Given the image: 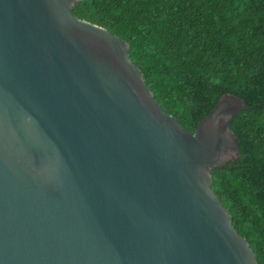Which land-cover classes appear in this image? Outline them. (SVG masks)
<instances>
[{
    "label": "water",
    "instance_id": "1",
    "mask_svg": "<svg viewBox=\"0 0 264 264\" xmlns=\"http://www.w3.org/2000/svg\"><path fill=\"white\" fill-rule=\"evenodd\" d=\"M80 1L0 0V264H256L210 186L264 104L190 133Z\"/></svg>",
    "mask_w": 264,
    "mask_h": 264
},
{
    "label": "trees",
    "instance_id": "2",
    "mask_svg": "<svg viewBox=\"0 0 264 264\" xmlns=\"http://www.w3.org/2000/svg\"><path fill=\"white\" fill-rule=\"evenodd\" d=\"M71 12L128 44L155 101L190 133L225 94L264 104V0H81ZM229 128L238 155L210 187L264 264V106Z\"/></svg>",
    "mask_w": 264,
    "mask_h": 264
}]
</instances>
